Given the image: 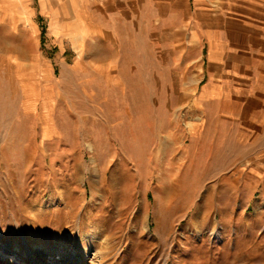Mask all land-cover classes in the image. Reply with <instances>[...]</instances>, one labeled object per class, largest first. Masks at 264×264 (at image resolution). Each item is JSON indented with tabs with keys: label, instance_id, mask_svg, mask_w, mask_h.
<instances>
[{
	"label": "rangeland",
	"instance_id": "1",
	"mask_svg": "<svg viewBox=\"0 0 264 264\" xmlns=\"http://www.w3.org/2000/svg\"><path fill=\"white\" fill-rule=\"evenodd\" d=\"M40 1L49 22L34 19L35 46L26 3L0 4V264L41 256L44 264H76L73 243L93 229L102 235L101 258L91 252L82 264H264V180L253 171L261 158H176L178 145L166 142L188 144L182 125L200 85L193 0H143L136 14L125 6L111 20L120 47L115 88L102 82L97 61L68 70L77 57L90 59L86 51L96 54L89 0H56L58 11ZM50 34L76 53L64 42L59 58ZM32 51L50 59L52 75L63 77L58 94L70 98L50 115L44 109L42 121L16 116L22 95L37 91L16 81ZM104 91L111 101L120 96V113L101 104ZM26 247L32 261L22 258Z\"/></svg>",
	"mask_w": 264,
	"mask_h": 264
},
{
	"label": "crops",
	"instance_id": "2",
	"mask_svg": "<svg viewBox=\"0 0 264 264\" xmlns=\"http://www.w3.org/2000/svg\"><path fill=\"white\" fill-rule=\"evenodd\" d=\"M23 1L32 11L31 20L37 32L29 34L28 38L35 46L38 43L35 37L41 32L34 19L46 17L49 22V16L42 11L40 0ZM113 2L118 4L113 10L99 9L95 12L91 7L92 0L88 1L89 12L98 22L96 54L86 51L90 59L77 57L68 70L78 73L84 71L79 70L80 67H89L91 60L97 61L102 82L115 88L121 81L120 47L116 43L115 28L111 27L115 24L111 20L116 22L120 13L125 12V6H129L130 13L136 14L143 0ZM45 3L49 9L59 10L56 0H45ZM193 3L199 20L194 32L200 45L201 62L195 71L200 85L196 86V91L189 93L191 117L182 125L188 144L185 138H168L166 142L178 145L176 158H261L253 171L256 178L264 180V0H193ZM58 18L63 20L61 13ZM49 36L61 50L59 58H63L65 43L76 53L66 39L59 44L56 37ZM34 52L28 65L21 69L22 77L16 81L24 82L26 90L32 84L37 90L36 95H22L24 102L16 116L20 119L21 114L31 115L35 120L42 121L45 110V114L50 115L60 103L67 106L64 99L70 98L66 93L58 94L57 87L63 77L56 79L52 75L50 59H43ZM8 58L5 59L7 63ZM113 97L111 101L109 91H104L100 95L101 104L112 106L113 113H120L121 98L116 93ZM84 98L87 97L82 95ZM32 101L35 102L33 109L29 108ZM51 127L46 126V129ZM162 158L172 157L164 153Z\"/></svg>",
	"mask_w": 264,
	"mask_h": 264
},
{
	"label": "bare ground",
	"instance_id": "3",
	"mask_svg": "<svg viewBox=\"0 0 264 264\" xmlns=\"http://www.w3.org/2000/svg\"><path fill=\"white\" fill-rule=\"evenodd\" d=\"M81 233L82 235H79V239L77 243L76 242L73 243V247L80 252L79 256H81V257L79 256L75 257L76 264H82V262H85L87 255L91 252L93 253L94 258H101L100 255L102 250L99 246L103 244L101 232L98 231L97 229H93L91 232L82 231ZM30 250H31L30 247H26V250L23 253L24 256L22 258L24 259L30 258L32 261L33 255ZM1 253H3V255H6L7 251L5 250V252L2 251ZM69 257L71 258V256ZM18 258L19 256H17V259ZM44 260L45 258L41 256L39 257V260L32 261L31 264H44L45 262ZM4 264H14V263H7L4 261ZM49 264H73V263L69 259H63L60 262L56 263L55 261L52 260V258H50Z\"/></svg>",
	"mask_w": 264,
	"mask_h": 264
}]
</instances>
